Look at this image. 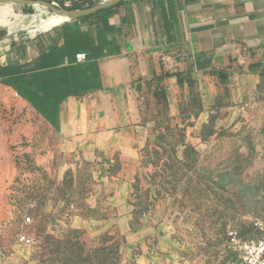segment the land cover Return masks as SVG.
Here are the masks:
<instances>
[{
	"label": "rangeland",
	"instance_id": "374dc122",
	"mask_svg": "<svg viewBox=\"0 0 264 264\" xmlns=\"http://www.w3.org/2000/svg\"><path fill=\"white\" fill-rule=\"evenodd\" d=\"M0 8L10 11L0 31L34 29L25 13ZM48 16L40 29L65 20ZM182 80L177 115H168L157 82L142 85L147 141L137 161L119 147L93 161L56 153L49 128L15 95L0 97L6 132L41 127L35 146L11 145L17 175L0 189V264H239L228 231L253 239L252 222L264 218V93L236 100L218 73L213 112L200 125L202 87L190 86L188 73ZM23 232L34 248L20 244Z\"/></svg>",
	"mask_w": 264,
	"mask_h": 264
},
{
	"label": "crops",
	"instance_id": "0c3cea01",
	"mask_svg": "<svg viewBox=\"0 0 264 264\" xmlns=\"http://www.w3.org/2000/svg\"><path fill=\"white\" fill-rule=\"evenodd\" d=\"M0 3L25 13L34 28L0 41V97L15 95L44 123L56 153L93 161L119 147L123 158L137 161L147 141L140 101L147 83L165 90L169 114L177 115L180 80L192 76L202 87L200 125L213 112L218 73L236 100L264 93V0ZM71 11L82 13L39 28L48 14ZM80 54L88 59L79 61ZM14 128L0 125V189L17 175L11 145L41 139L36 122Z\"/></svg>",
	"mask_w": 264,
	"mask_h": 264
},
{
	"label": "built area",
	"instance_id": "2783aa9c",
	"mask_svg": "<svg viewBox=\"0 0 264 264\" xmlns=\"http://www.w3.org/2000/svg\"><path fill=\"white\" fill-rule=\"evenodd\" d=\"M88 59L87 54L78 55V60L84 62ZM26 226L34 223L32 218H26ZM255 237L247 239L238 228H231L227 234L229 250L237 256L239 264H264V218H256L252 222ZM20 244L26 248H34L36 240L27 232L20 236Z\"/></svg>",
	"mask_w": 264,
	"mask_h": 264
},
{
	"label": "bare ground",
	"instance_id": "6f19581e",
	"mask_svg": "<svg viewBox=\"0 0 264 264\" xmlns=\"http://www.w3.org/2000/svg\"><path fill=\"white\" fill-rule=\"evenodd\" d=\"M9 13H10V11L8 9L0 8V21L3 20V18L5 19V17H8L9 16ZM74 15H75V12L74 11L69 12V14L63 15V16H65L64 22H66L69 19H71Z\"/></svg>",
	"mask_w": 264,
	"mask_h": 264
},
{
	"label": "trees",
	"instance_id": "16d2710c",
	"mask_svg": "<svg viewBox=\"0 0 264 264\" xmlns=\"http://www.w3.org/2000/svg\"><path fill=\"white\" fill-rule=\"evenodd\" d=\"M6 32L5 31H0V41H2L3 39L6 38ZM195 83V81H191L189 83V85H193ZM180 84H183V80H180ZM160 98L164 100V103L168 106V101H167V96H166V92L165 90L162 91L160 94H159ZM168 115H169V112H167Z\"/></svg>",
	"mask_w": 264,
	"mask_h": 264
},
{
	"label": "water",
	"instance_id": "95a60500",
	"mask_svg": "<svg viewBox=\"0 0 264 264\" xmlns=\"http://www.w3.org/2000/svg\"><path fill=\"white\" fill-rule=\"evenodd\" d=\"M74 12H75L74 16L80 15L82 13V12H79V11H74Z\"/></svg>",
	"mask_w": 264,
	"mask_h": 264
}]
</instances>
